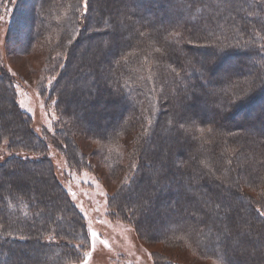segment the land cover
<instances>
[{
	"label": "trees",
	"instance_id": "1",
	"mask_svg": "<svg viewBox=\"0 0 264 264\" xmlns=\"http://www.w3.org/2000/svg\"><path fill=\"white\" fill-rule=\"evenodd\" d=\"M20 24L29 36H19ZM13 26L16 50L43 47V72L67 56L50 93L65 120L57 137L77 168L88 162L77 133L106 145L121 181L109 199L114 216L147 240L193 245L226 264H264V110L251 125L237 117L264 97V0H19ZM130 137L132 150L119 151ZM5 141L46 152L6 71ZM164 143L176 145L173 161L161 155ZM19 232L25 240L13 237ZM49 234L57 241H45ZM85 239V218L49 159L0 162V264H72Z\"/></svg>",
	"mask_w": 264,
	"mask_h": 264
},
{
	"label": "rangeland",
	"instance_id": "2",
	"mask_svg": "<svg viewBox=\"0 0 264 264\" xmlns=\"http://www.w3.org/2000/svg\"><path fill=\"white\" fill-rule=\"evenodd\" d=\"M0 3V74L4 71L10 74L19 108L30 115L34 133L47 145L46 152L35 153L27 150H10L8 141H5L0 146V162L12 157L24 161H39L43 158L50 160L71 202L83 214L89 231V240L85 239L78 244V247L83 249V257L72 264H84L86 259L87 264H155V259L162 257L176 264H226L223 259L204 256L193 245L186 247L173 245L163 242L164 240L157 236L154 240H147L138 234L132 224L114 216V211L109 206V199L121 181L111 176L112 166L104 155L106 145L89 136L77 133L75 142L80 150L79 156H86V161H88L86 167L77 168L69 161L66 149L57 137L65 120L58 109L56 99L51 97L50 93L65 65L64 62L67 61V56L61 55L60 66L55 68L53 73L43 72L46 61L43 60L42 46L27 53L16 50L21 43L19 42V46L15 45L16 31L12 33L11 30L14 27L19 0H5ZM16 30L19 36H29L31 33L29 27H24L22 24L18 25ZM257 110H264V97L255 100L245 116L242 117V114L238 113L239 119H245L243 126L256 122L254 113ZM167 113L171 114V110ZM128 143V146L120 145L117 149L123 152L126 147H129L131 151L134 145L132 137ZM171 145L164 143L160 153L165 157L167 156L165 152L168 150L173 161L172 154L176 150V145ZM196 146L197 144L194 143L193 147ZM129 169L122 181H130V176H134L138 169L137 160L129 166ZM152 178L151 176L150 180ZM250 191L255 197L260 195L258 192ZM260 209L263 210L262 207ZM149 215H151V210ZM154 221L157 223L155 217L149 222ZM93 231L98 233L95 238L91 236ZM14 235L13 237H21L17 239L24 238L25 240L26 238L20 232ZM44 240L52 242L57 241V238L49 234L44 237ZM103 241H107V245ZM92 243L95 244L94 251ZM89 252H91L90 258L88 257Z\"/></svg>",
	"mask_w": 264,
	"mask_h": 264
},
{
	"label": "snow or ice",
	"instance_id": "3",
	"mask_svg": "<svg viewBox=\"0 0 264 264\" xmlns=\"http://www.w3.org/2000/svg\"><path fill=\"white\" fill-rule=\"evenodd\" d=\"M84 4H85V7H86V6H87V0H84ZM141 35H143V34H141ZM21 103H22V102H21ZM53 103H55V102H53ZM201 131H203V129H201ZM209 131H211V129H209ZM73 195H74V194H73ZM257 211L259 212V214H260L261 216H264V211H260L259 209H257ZM91 236H92L93 238H95V237L98 236V233H96L95 231H93V232H91ZM103 243H104L105 245H107V241H103ZM92 250H93V251L95 250V244H94V243H92ZM88 257H89V258L91 257V252L88 253ZM84 264H87V259L85 260Z\"/></svg>",
	"mask_w": 264,
	"mask_h": 264
}]
</instances>
